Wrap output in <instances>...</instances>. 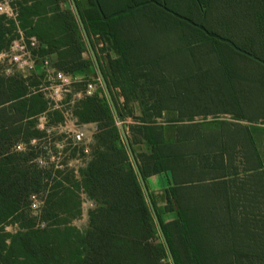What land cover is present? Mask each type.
Wrapping results in <instances>:
<instances>
[{"label":"trees","instance_id":"1","mask_svg":"<svg viewBox=\"0 0 264 264\" xmlns=\"http://www.w3.org/2000/svg\"><path fill=\"white\" fill-rule=\"evenodd\" d=\"M61 1L13 0L15 17L0 15V53L19 41L34 63L43 65L46 53L63 42L44 40L32 24L33 18H46V7L52 5L49 10L53 20L71 26V48L59 55L51 68L70 74L93 64L91 59L81 58V52L87 51L85 41L78 23H74L71 5L60 10ZM74 1L88 37L98 35L118 55L115 59H99L119 119L123 122L125 115L131 116L129 102H136L141 109V116L132 117L137 123L127 127L132 143L142 139L151 149L149 155L134 156L143 178L151 173L171 174L173 185L166 192V211L174 210L176 218L164 222L155 211L175 264H257L258 259L264 264V208L259 220L254 213L236 208L249 195L241 191L238 162L246 178L264 186V170L254 140L248 127L239 123L254 121L235 117L234 123L215 116L204 124L177 125L172 142L166 141L158 121L172 123L192 121L195 115L231 114L198 110L201 102L186 98L188 92L180 84V76L184 77L187 69L184 60L195 56L190 54L192 50L203 48L202 41L216 50H229L263 70L264 66L154 4H147L157 12H146L150 15V25L146 26L158 32L171 29L175 34H171L169 43L162 40L161 46L145 48L139 30L124 22L132 12L104 22L93 0ZM193 1L197 7L198 2H208ZM147 5L136 9L146 10ZM255 16L257 22H264V0ZM185 17L197 23L191 15ZM203 25L206 28L205 19ZM31 38L40 46H31ZM232 41L264 61V53L255 48V37L247 36L244 45ZM43 42H48L47 50L41 47ZM191 61L190 72L195 76L201 72L196 64L199 60ZM2 70L0 64V264H171L102 87L101 98L96 93L81 98L73 107L76 123L97 122L93 159L79 170L80 179H76L71 170L56 169L53 164L41 166L37 161L46 157L40 149L41 140L59 139L55 133L48 135L47 128L64 121L62 110H53L41 89L48 84L45 71L38 76H22L5 75ZM259 83L264 86V80ZM119 97L123 103H119ZM171 113L178 117H164ZM41 116L45 118L42 130L37 127ZM19 143L24 144V150L14 149ZM232 188H236L233 194ZM82 192L96 203L88 211L84 230L72 225L81 214ZM33 195L42 200L37 215L30 208ZM252 200L264 204V188ZM6 226L14 227V231H6Z\"/></svg>","mask_w":264,"mask_h":264},{"label":"rangeland","instance_id":"2","mask_svg":"<svg viewBox=\"0 0 264 264\" xmlns=\"http://www.w3.org/2000/svg\"><path fill=\"white\" fill-rule=\"evenodd\" d=\"M139 1L140 0H99V3L102 12L110 15L134 5L133 2ZM164 2L169 10L179 15H191L192 19L197 22L201 19L202 12L193 0H164ZM261 2L262 0H208L207 4L204 2L199 3L204 6L203 12L206 28L231 38L239 45L245 44V38L247 36H253L256 38L255 48L258 53L262 54L264 53V22H257L255 16V14L257 15L261 10ZM144 8L146 10H133L131 16L126 20L123 19L125 20L124 22H129V24H131L130 27L139 30L140 35L143 37V46L145 48L161 46L159 44L162 40L169 43L171 41V34L174 35L175 33L170 31L171 29L167 32H158L156 28L151 26L149 29L146 25L148 23L150 25V15L146 14V12L155 13L157 10L153 6L148 5ZM170 20L171 18L168 21L171 22ZM151 25L157 26L156 23ZM200 44H202L201 46H203V48L192 50L190 54H194L195 56L186 57L184 60L187 69L184 71V77H182L183 75L180 76L181 82H179L188 92L186 98H194V101L201 102V104H197L196 106L200 111L208 110L209 112H213L214 110H225L231 113L210 114L206 117L209 121L215 116L216 118L225 119L228 122H237V120L234 119L235 117H244L247 120L252 119L254 123L251 124L264 125V86L259 83L260 80H264V70L229 50H216L211 43L206 41H202ZM19 45V43H15L13 48H10L9 51L0 53V64L3 69L2 74H25L22 70H26L31 64L34 65L31 61L32 59L30 60L29 58V56L31 57L30 52L28 54L26 48L20 49ZM174 45H177V42L174 41ZM97 58L99 60L98 55ZM197 58L199 62L197 61L196 64L200 66L201 72H198V74L194 76L190 72L189 65L193 64L191 59L196 60ZM43 66L45 70H48L46 74L50 76L48 78L50 79L49 82L55 86L58 81L52 73L50 62L45 61ZM193 92H196L195 96H193ZM59 94L60 98H56V96L52 94V91H44V96L50 101L52 109L62 110L67 126L66 129L64 127H58V129L47 128V130L55 132V136L59 139L53 141L52 139L45 138L41 140L40 149L45 152L46 157H43V159L46 162H52L54 159L56 160V158L60 163L66 162V157L63 155L64 152L57 147V144L62 141L68 142L69 138L66 139L67 136L63 131L65 132V130L75 128L73 127L75 117L72 111L77 102L76 98H70L71 94L69 92ZM184 106L188 108L186 103ZM191 107H194L193 103H191ZM129 121L130 120H128V122ZM44 122L45 119L41 116L37 127L39 129H44ZM239 123L242 125H249V123L245 121H239ZM85 126L82 125L83 129H81L85 134V138L89 140L93 139L92 136H94L93 134L95 131ZM260 129L261 130L258 131L264 136V128L262 127ZM33 144H36V142H33ZM52 158L54 159L52 160ZM237 165L239 171L238 178L240 179L238 182L240 186L243 184L241 191H247L249 195L244 198L241 203H238L236 208L241 209L242 213H254L256 219L259 220L261 209L264 208V204L259 201L254 202L252 198L260 194L264 186L262 183L261 185L258 184L256 179L245 177L241 168V162H238ZM231 192L232 194L235 193L236 188H232ZM232 201H234V199ZM89 207L90 205L88 202L83 205L81 204V214L77 219L72 221L73 226H76L80 230H84L87 227ZM38 213V211L34 212L35 215ZM169 217L170 216L167 215L165 219ZM5 230L12 232L14 231V227L6 226ZM260 263L263 264V262L258 259L257 264Z\"/></svg>","mask_w":264,"mask_h":264},{"label":"crops","instance_id":"3","mask_svg":"<svg viewBox=\"0 0 264 264\" xmlns=\"http://www.w3.org/2000/svg\"><path fill=\"white\" fill-rule=\"evenodd\" d=\"M51 7H53V6L50 5V6L46 7V10H45L47 12L46 18H44V17H39L38 19L33 18L34 23L32 25H33L34 31L37 32L38 36L43 38L44 40H50V41L56 40L58 42H63V44H59L57 49H55L54 51H51L50 53H46L45 60L50 62L51 65H53L54 63H56L58 61L59 55L66 54L69 51V49L71 48V43L68 42L70 39V36H71V26L68 25V27H67L66 24H64V26H61L60 23L55 22L51 16V13H50L51 10H49ZM59 7H60V10L70 9L69 1L68 0H62L60 2ZM74 23H77L76 18H75ZM62 27H64V30H61ZM72 27H73V35H74L75 34V24H73ZM66 34H67V38H65ZM90 38H91L90 39L91 44H92L94 50H96L95 52L98 55L99 52L96 48L95 36H90ZM34 42H35L34 47L37 48L38 46H40V44L37 43L35 41V39H34ZM13 45L11 46L12 48H13ZM41 47H43L44 49L47 50L48 49V42L41 43ZM86 48H87V46H86ZM111 52L113 54L112 59L117 58L118 55L113 50H111ZM81 58L84 60L91 59L88 50L81 52ZM33 63H34V61H33ZM99 63H100V61H99ZM22 71L25 73V74L20 73L22 76H28L30 74H33L34 76H38L43 71H45V69H44V66L42 65V63L40 61H37V63H34V65L33 64L29 65L26 70L24 69ZM68 76L71 78V80L73 82L71 87H70V94H71L70 98H76V101L80 100L81 98H86V97H82V92L85 89V85L87 83H92L95 85V90L93 91L92 95L94 96V94L97 93L98 94L97 98H101V93H99V89H100L99 87L101 86V84H99V82H98L99 80H98L96 70H95V67L93 64L86 65L85 67H83L81 69L75 70L72 73L68 74ZM92 95H91V97H92ZM119 103H123L122 97H119ZM127 108L131 110V116L125 115L122 123L125 125V131H126L128 139H129L130 146L133 148V150L135 152V154L134 153L133 154H134V156L136 154H140V153L149 155L151 153V149H150L148 143H146L142 139L140 141H137L136 143H132V135L129 133L128 127H127V125L137 123L132 117L141 116V109L139 108V106L136 102H129L127 104ZM168 115H171L170 117H174V118L178 117L177 113H174V114L171 113V114H167V115L164 114V117H167ZM208 115H210V114H208ZM208 115H206V116L195 115V116H193L192 121H182V122H172V123H165V122H162V120H158V121H161L160 124L162 125L163 130H164L163 131L164 132L163 133L164 138L166 139V141L172 142L176 136V126L177 125L192 124V123L204 124L206 122H209V120L206 119V117ZM217 119L218 120H225L222 118H217ZM128 120H130V121L128 122ZM74 121H77L76 117H75ZM245 122H248V121H245ZM248 123H249V125H245V124L244 125L247 126L249 131H250V134L254 140V144H255L256 150L258 152V155L260 157L262 167L264 170V136L260 131H258V130H261L260 128H262V127L264 128V125H262V124H251L253 122H248ZM80 124H82L83 126L86 125L85 127H89L90 129L92 128V130L94 128L97 129V122H85V123H80ZM257 127H259V128H257ZM256 129H257V131H256ZM40 130H42V129H40ZM92 134H91V136H92ZM93 137L94 136H92V138ZM258 137H260V138H258ZM137 138H140V136H137ZM95 147H96L95 144L90 146V148L93 150ZM144 182H145V186H146V189L148 191V194L150 196L151 202H153L152 203L153 207H154V209H156L157 213L160 214L162 220L164 222H169V221L174 220L176 218L175 211L174 210L173 211H166V192L168 191L169 187H171L173 185L170 172L151 173L150 175H148L147 177L144 178ZM88 204L90 205L89 210L96 207V203L93 200L88 199ZM167 215L170 217L165 219V216H167Z\"/></svg>","mask_w":264,"mask_h":264},{"label":"built area","instance_id":"4","mask_svg":"<svg viewBox=\"0 0 264 264\" xmlns=\"http://www.w3.org/2000/svg\"><path fill=\"white\" fill-rule=\"evenodd\" d=\"M15 11H16V6L13 3V0H0V15H4L7 18H14ZM95 39H96V48L99 52L98 56L103 60H106L107 57L113 58L112 52L110 49H108L107 43L104 40H102L98 35H95ZM14 43H19L20 49L26 48L25 44L22 42L14 41L13 44ZM30 44L33 47L35 46V42L33 38H31ZM26 52L29 54L28 50ZM29 58L30 60L32 59L30 56ZM31 61L33 63V60ZM46 71L48 70H45V81L48 82V84L45 87H42V85L40 86L42 87L41 88L42 91H49V92L52 91V94L55 95L56 98H60L59 93H65V92L70 93V87L73 82L71 78L68 76V74L55 71L53 69L52 73L55 79L58 81V83L55 86H53V84L49 82L50 79L48 78L50 76L46 74L47 73ZM94 90H95V85L92 83H87L85 85V89L82 92V97L91 96ZM73 124H74L73 127H75L74 129L65 130V132L63 131V133L67 136L66 139L69 138L68 140L69 142L62 141L57 144V147L62 149L64 152L63 155L66 157V162H64L65 164L58 162L57 158L56 160L52 158V160L54 159L52 162L51 161L46 162L43 158H39L37 161L41 166H47L48 164H53L56 169L62 170L65 168L67 170H71L75 178L80 179L79 170L86 168L87 164L93 159V153L90 146L94 145L95 142L94 139L89 140L85 138V134L83 130H81L83 129L82 124H78L76 123V121H74ZM58 127L59 128L64 127L66 129L67 126L65 120L63 121L62 124H59L56 127H53L52 129H58ZM93 131H95L96 133L97 129L94 128ZM51 133H55V132H51L50 130H47L48 135H50ZM14 149L17 151L24 150V144L23 143L16 144L14 146ZM80 197H81L82 205L88 202V198L85 193L82 192L80 194ZM41 206H42V200H40L35 195L31 196L30 208L32 212L34 213L39 211Z\"/></svg>","mask_w":264,"mask_h":264},{"label":"water","instance_id":"5","mask_svg":"<svg viewBox=\"0 0 264 264\" xmlns=\"http://www.w3.org/2000/svg\"><path fill=\"white\" fill-rule=\"evenodd\" d=\"M70 2V5H71V9H72V12L76 18V21L79 25V28L81 30V33L83 35V38H84V41H85V44L87 46V50L89 52V55L91 57V60H92V63L95 67V70H96V74H97V77H98V80L101 84V87L103 89V92L108 100V103H109V106L112 110V113H113V117L115 118V121H116V125L118 127V130H119V134H120V137L127 149V153H128V156L133 164V167L136 171V174H137V177H138V180H139V183L141 185V188L143 190V193L145 195V198H146V201L149 205V208H150V211L152 213V216H153V219H154V222L156 224V227L158 229V232L161 236V239H162V242L164 243L165 245V248L167 250V254H168V257H169V261L171 264H175V261H174V258L172 256V253L170 251V248L168 246V243L166 241V238L163 234V231H162V227H161V224L158 220V217H157V214L155 212V209L153 207V204L151 202V199H150V196L148 194V191L146 189V186H145V182H144V178L140 172V169L138 167V164L136 162V159L134 157V154L132 152V149H131V146H130V142H129V139L127 137V134H126V131H125V125L121 122V120L119 119V116H118V113H117V110H116V107H115V104H114V101H113V98H112V95H111V92L108 88V85H107V82L103 76V73L101 71V67H100V63H99V60L97 58V55H96V52L91 44V41H90V38L88 37V34L86 32V29L84 27V24H83V21L80 17V14H79V11H78V8L76 6V3L74 0H69ZM95 6H96V9L98 10L99 14H100V17H101V20L106 22L108 21L109 19L111 18H114V17H117L119 15H124V14H128L130 12H132L133 10H135L136 8L140 7V6H143V5H147V4H154L155 6L161 8L162 10H164L165 12L167 13H170L172 16H174L175 18H178L179 20H182L188 24H190L191 26L193 27H196L197 29L201 30L202 32H204V34L208 37V38H213L221 43H225L227 44L232 50H234L235 52L239 53V54H242L254 61H256L257 63L261 64L264 66V61L260 58H258L257 56H255L254 54H251L241 48H239L238 46H236V44H234L233 41H231L230 39L228 38H225V37H222L214 32H211V31H208L204 25H203V19H204V12H202V17H201V20L197 23L193 22L192 20H190L189 18L185 17V16H182V15H179L171 10H169L166 6H165V2L164 0H161V2H158L156 0H146L144 2H141L139 4H134V5H131L127 8H125L124 10H121L119 12H116V13H113V14H110V15H105L102 10H101V7H100V4L98 2V0H93Z\"/></svg>","mask_w":264,"mask_h":264},{"label":"flooded vegetation","instance_id":"6","mask_svg":"<svg viewBox=\"0 0 264 264\" xmlns=\"http://www.w3.org/2000/svg\"><path fill=\"white\" fill-rule=\"evenodd\" d=\"M160 2H161V0H160ZM198 2V1H197ZM198 8H199V10H201V12H203L204 11V6L201 4V3H199L198 2ZM201 17H202V13H201ZM201 20V19H200ZM199 20V21H200Z\"/></svg>","mask_w":264,"mask_h":264}]
</instances>
